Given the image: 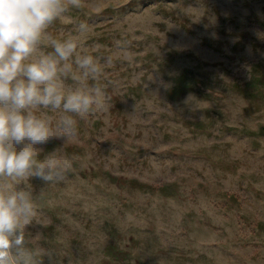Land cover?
Masks as SVG:
<instances>
[{"label": "rangeland", "instance_id": "rangeland-1", "mask_svg": "<svg viewBox=\"0 0 264 264\" xmlns=\"http://www.w3.org/2000/svg\"><path fill=\"white\" fill-rule=\"evenodd\" d=\"M88 3L50 31L89 25L110 108L37 157L78 159L26 182V246L55 264H264V0Z\"/></svg>", "mask_w": 264, "mask_h": 264}, {"label": "clouds", "instance_id": "clouds-1", "mask_svg": "<svg viewBox=\"0 0 264 264\" xmlns=\"http://www.w3.org/2000/svg\"><path fill=\"white\" fill-rule=\"evenodd\" d=\"M86 7L88 0H0V264H42L41 256L55 264L50 250L26 246L25 232L40 215L26 182L65 181L76 156L37 157L53 140L75 143L78 120L110 108L98 81L112 58L102 63L85 48L89 25L80 22L75 34L50 31Z\"/></svg>", "mask_w": 264, "mask_h": 264}]
</instances>
